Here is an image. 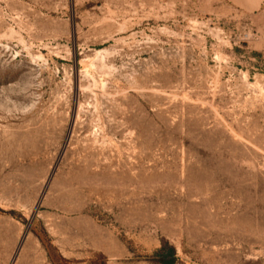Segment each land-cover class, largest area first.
Here are the masks:
<instances>
[{
  "label": "rangeland",
  "instance_id": "obj_1",
  "mask_svg": "<svg viewBox=\"0 0 264 264\" xmlns=\"http://www.w3.org/2000/svg\"><path fill=\"white\" fill-rule=\"evenodd\" d=\"M264 264V0H0V264Z\"/></svg>",
  "mask_w": 264,
  "mask_h": 264
},
{
  "label": "trees",
  "instance_id": "obj_2",
  "mask_svg": "<svg viewBox=\"0 0 264 264\" xmlns=\"http://www.w3.org/2000/svg\"><path fill=\"white\" fill-rule=\"evenodd\" d=\"M162 264H170V263L165 262V263H162Z\"/></svg>",
  "mask_w": 264,
  "mask_h": 264
}]
</instances>
